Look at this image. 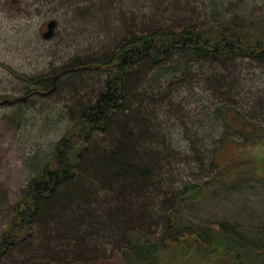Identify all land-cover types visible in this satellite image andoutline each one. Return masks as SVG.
<instances>
[{
	"label": "trees",
	"instance_id": "trees-1",
	"mask_svg": "<svg viewBox=\"0 0 264 264\" xmlns=\"http://www.w3.org/2000/svg\"><path fill=\"white\" fill-rule=\"evenodd\" d=\"M169 10L173 14L161 10L158 17L143 18L139 31L123 35L103 62L70 66L98 70L104 77L78 112L70 138L56 144L52 158L28 181L24 210L2 236L0 253L52 209L58 226L61 217L70 216V233L78 235L83 228V235L90 232L97 242L120 240L126 264H264L261 246L224 223L216 229L202 224L166 238L177 226L180 206L165 207L164 199L176 184L172 165L180 157L172 149V134L178 124L162 136L156 124L165 111L178 113L172 100L184 81L204 79L207 90L220 93L214 109L223 127L217 149L228 143L248 149L263 142L264 98L251 94L246 99L253 112H260L254 114L223 99L239 95V63L264 64V20L248 21L234 13L204 21L205 11L181 3ZM29 82L41 87L48 81ZM39 93L34 89L29 95ZM182 190V198L203 192L195 185Z\"/></svg>",
	"mask_w": 264,
	"mask_h": 264
},
{
	"label": "rangeland",
	"instance_id": "rangeland-1",
	"mask_svg": "<svg viewBox=\"0 0 264 264\" xmlns=\"http://www.w3.org/2000/svg\"><path fill=\"white\" fill-rule=\"evenodd\" d=\"M175 3L205 11L204 21L234 13L248 21L264 20V0H0V102L21 99L0 106V240L24 210L28 181L52 158L56 144L70 138L78 112L104 77L98 70L70 66L103 62L123 35L139 31L143 18L158 17L161 10L171 15ZM52 20L53 36L45 40L42 35ZM236 70L239 95L227 94L223 100L250 114L246 99L251 94L264 98V64L244 61ZM39 77L48 82L41 87L29 82ZM204 81H184L172 100L178 113L165 111L156 123L162 127L159 136L178 124L172 149L181 162L172 165L177 167L171 173L176 184L164 199L165 207L180 206L177 226L166 238L202 224L216 229L224 223L264 250V235H256L264 232V141L248 149L233 143L217 149L223 127L214 109L220 93L207 90ZM34 89L45 94L29 95ZM184 185L200 186L203 192L182 198ZM53 216L52 209L44 213L5 247L0 264H126L120 240L97 242L90 232L83 235V228L75 235L70 216L61 217V226Z\"/></svg>",
	"mask_w": 264,
	"mask_h": 264
},
{
	"label": "water",
	"instance_id": "water-1",
	"mask_svg": "<svg viewBox=\"0 0 264 264\" xmlns=\"http://www.w3.org/2000/svg\"><path fill=\"white\" fill-rule=\"evenodd\" d=\"M56 27V21L52 20L47 24V30L43 33L42 37L43 39L47 40L50 39L53 36V32H54V28ZM50 92V91H49ZM40 95L45 94V93H39ZM26 98L22 99L25 100ZM21 99H17V100H13V101H9V100H4L0 102V106L5 105V104H13V103H17L20 102Z\"/></svg>",
	"mask_w": 264,
	"mask_h": 264
}]
</instances>
